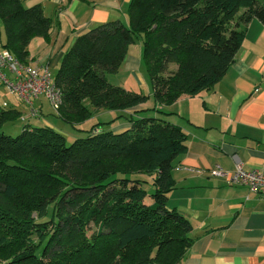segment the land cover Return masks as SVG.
<instances>
[{"label": "trees", "instance_id": "1", "mask_svg": "<svg viewBox=\"0 0 264 264\" xmlns=\"http://www.w3.org/2000/svg\"><path fill=\"white\" fill-rule=\"evenodd\" d=\"M127 15L79 34L53 77L62 91L57 117L77 128L115 110L112 121L126 127L97 123L71 143L49 125L27 123L12 135L3 126L21 110L0 103V264H179L193 244L191 221L169 206L188 133L165 108L223 79L249 24L264 25V0H130ZM0 27L1 48L29 65L32 40L50 42L56 24L40 4L0 0ZM137 38L153 108L107 77ZM35 108L23 119L41 117Z\"/></svg>", "mask_w": 264, "mask_h": 264}, {"label": "crops", "instance_id": "2", "mask_svg": "<svg viewBox=\"0 0 264 264\" xmlns=\"http://www.w3.org/2000/svg\"><path fill=\"white\" fill-rule=\"evenodd\" d=\"M129 1L24 0L25 6L40 4L47 16L58 18L51 34L53 47L40 59L30 51L31 64L44 65L45 59L52 63L54 58L58 65L79 34L125 13L128 16ZM66 17L74 23L72 37L60 22ZM125 63L142 80L140 60L127 56ZM44 101L35 100L34 107L43 110ZM175 103H181L178 114L186 124L168 118L187 131L188 150L174 161L176 187L169 206L191 221L194 238L179 264H264V193L255 194L211 173L217 166L232 173L239 164L264 173V26L255 24V19L249 24L234 63L220 82Z\"/></svg>", "mask_w": 264, "mask_h": 264}, {"label": "rangeland", "instance_id": "3", "mask_svg": "<svg viewBox=\"0 0 264 264\" xmlns=\"http://www.w3.org/2000/svg\"><path fill=\"white\" fill-rule=\"evenodd\" d=\"M112 19H120L124 21L125 23L128 22V16H126V13L124 17H116ZM53 20L55 24L57 25L58 18L54 17ZM60 22H62L61 25L63 26V30L66 31L68 35H70V37H72L75 31L74 23L72 19L70 17H66L64 19L61 18ZM255 24L264 26L258 19H255ZM77 29H79V25H77ZM2 41H4V35H3L2 28L0 27V46H1ZM53 44L54 42L50 41L48 43L47 42L45 43L44 39L42 38L40 39L39 37L35 38L30 44L31 54L33 56H36L38 59H40L46 56L48 49L49 48L51 49L53 47ZM142 51H143V46L141 42H139V38H137L135 43L130 45L129 52L127 55L129 57L130 56L136 57L140 60L141 67L140 69L138 68V72L142 76V80H140V78L138 79L134 75L133 73L134 71L129 70L126 67V63L122 65L121 69H119L118 72L108 73L107 77H108V80L113 84L129 87V90L139 92L143 95L148 96V100L144 103V106L153 108L155 106V100L153 97V88L150 82L147 66L142 61ZM53 60H52V63H49L48 60L45 59L44 65H48L50 67L53 77H55L59 66L54 64ZM175 68H176V65L174 64L170 65L171 70ZM41 99H44V98L41 97ZM4 101H7L9 103L7 107H12L11 104H16L21 110V114L16 119L6 122L3 126L4 130L8 134H12V135L18 134L22 130L23 126L27 123H31L32 125H35V126H48L49 125L55 128L57 131L63 133L67 139V143H71L76 138L86 136L87 135L86 130L90 129L94 124L109 122V124H101V126L105 128H108V127L115 128L119 126V124L126 123V120L123 118L115 119L114 121H112L119 114L118 111L103 110V111H100L99 113L94 114L91 118H89L84 123L79 125V127L76 128V127H73L71 124L63 121L59 117H57L55 115V112H56L55 109L46 101H44L45 105L43 107V115L41 117L38 116V117H32L30 119H23V115H25L29 111V106L26 103H24L22 99L18 98V96L7 91L4 85H0V103H3ZM180 105L181 103H178V104L175 103L171 106H166L165 109L168 112L171 111L169 118L172 121L173 120L181 121V123L186 124L185 120L180 119L181 115L178 114L179 109L181 108ZM156 113L157 112L150 110L148 113H145V114L154 115ZM145 187L148 190L151 189V185L149 184H145ZM147 201H150L149 197L147 198ZM35 217H37L36 214H35ZM96 229H97V225L95 223H91L90 228L87 231V235L88 236L91 235L93 231H95ZM0 252H2V249L0 250Z\"/></svg>", "mask_w": 264, "mask_h": 264}, {"label": "built area", "instance_id": "4", "mask_svg": "<svg viewBox=\"0 0 264 264\" xmlns=\"http://www.w3.org/2000/svg\"><path fill=\"white\" fill-rule=\"evenodd\" d=\"M0 85H4L10 93L21 98L29 106L30 113L23 118L37 114L35 99L45 98L56 110L62 102V91L54 83L49 66L26 65L3 49L0 50ZM3 105L8 104L4 102ZM211 173L226 178L231 184L247 186L255 194L264 193V173L258 169H247L239 164L232 173L222 166L215 167Z\"/></svg>", "mask_w": 264, "mask_h": 264}]
</instances>
